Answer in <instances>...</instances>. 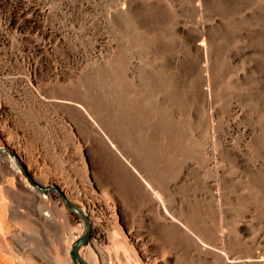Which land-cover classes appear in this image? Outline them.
Segmentation results:
<instances>
[{"label": "rangeland", "instance_id": "rangeland-1", "mask_svg": "<svg viewBox=\"0 0 264 264\" xmlns=\"http://www.w3.org/2000/svg\"><path fill=\"white\" fill-rule=\"evenodd\" d=\"M106 139L180 222L209 228L207 244L264 264V0H0V150L49 189L0 154L1 256L78 264L88 226L56 189L93 224L89 204L110 183L119 237L100 212L118 264H135L122 237L152 264H197L174 228L157 229L156 250L148 222H132L152 213Z\"/></svg>", "mask_w": 264, "mask_h": 264}, {"label": "bare ground", "instance_id": "bare-ground-1", "mask_svg": "<svg viewBox=\"0 0 264 264\" xmlns=\"http://www.w3.org/2000/svg\"><path fill=\"white\" fill-rule=\"evenodd\" d=\"M200 41H201V43L199 44V46H200V49H201V54L203 55V57L205 59H207L208 56H209L208 55L209 51H208V46H207V40L204 38V39H201ZM205 81L209 82V77L208 76H206ZM208 97L209 98L211 97L210 91L208 92ZM79 110H80V112H82V114L84 115V117L86 119H88L89 121H92L91 113H90V111H88V108L85 109V108L80 106ZM94 124H96V123L94 122ZM109 143H108V145H109L110 149H113L116 152L119 150V149H117V147L112 142H109ZM11 153H13V152H11ZM119 154H120L119 160L121 161L120 165L122 166V168L125 169V170L131 169L134 172V175H136V177L138 179V182L141 183V185L143 187L142 192H143V195L145 196V199L147 201V206L150 208V213H152V215L151 214L146 215L145 212H143V210H139V211L137 210L138 212L136 211L137 213L134 212V214H133V217H132L133 221L132 222H134V223L138 222V223H144V224L148 222V224L146 226L150 229V231L156 237V239H154L156 250H161V249L167 248L166 247L167 244L163 243L161 237L158 235L157 229H159L160 232H161L162 230H164V228L170 227V228H174L175 232L179 236V238L183 239L184 244H179L177 246L178 249L183 250L182 247L184 245V250H183L184 254L187 255V257L191 258L192 261L196 260L197 264H236L237 263L235 261V259L231 260V258H229L227 256L224 248H215L212 245L207 244V241L202 236H205L203 234H207L209 232V228H207V227L204 228V230H202V234H201V231L197 230V227H196L195 223H188V222L183 223L182 220L180 222L179 218H178V215L176 213L177 210L172 205H170L168 203L164 193L161 192V191H158V190H161V189L156 190L153 187V185H151L145 179V177H143L141 175V173L137 170V168L132 163H130L127 159H124L122 153L119 152ZM116 159H117V157H116ZM10 163H11V166L13 167V169L15 170V172L16 173H20L19 172V169H20L22 175L26 176L28 182L35 188V186L31 183V181L32 182H35V181L32 179V177L30 175H28V173H24L22 171V164H21L20 160H18L16 155H15V159L11 156ZM25 172H26V170H25ZM148 173H150V172H148ZM29 179H31V181ZM105 183L106 182H104L103 184H105ZM134 183H136V182H134ZM108 184H110V183H108ZM108 184H106V185H102V184L98 185V189H99L100 194H97L96 196H94L93 202L91 204H89V206L91 207V210H92V215H93V217L95 219V222L93 224H91L89 222L88 217L85 215L86 213L84 214L83 211H80L78 208H77L78 212H75L76 214H78L79 216L84 218V220L86 222H88V224H89V226L87 225L88 226V231H89L90 234L93 233V236H94V245L95 246L92 247L90 245L91 243L90 244L88 243L82 249V253L84 254V257H82L83 255L82 256L80 255L81 258L87 264H118V260L120 259L119 256H116V255H113L112 253H110V251L107 250V249H109L108 247H105V244L109 242L108 241L109 233H108L107 228H106V222L104 221V218L102 217V214H101L100 211H104L105 210V212L107 214H110V216L112 215L114 217L113 218L114 219L113 223H114V225L116 227L115 229H117V231L115 232V238L117 236L119 237L120 233H121V228H120V225L118 223V217H117V211H116L117 209L115 210V208L111 207V205H110V200L111 199H110V197L108 195V193H109V187H108L109 185ZM136 184H138V183H136ZM120 194H123V193L121 192ZM220 196H218L219 202H220V199H221ZM145 204L146 203H144V206H145ZM127 205H128V203H127ZM141 208L143 209V206ZM220 231L224 234V230H222V228H221ZM220 239H222V241H224V236L220 235ZM121 241H122V244L124 246H126V248L130 252L134 253L133 257H134L135 264H152L150 259L146 258L145 252L142 255V257H143L142 259L140 258V256L138 257V255L135 253L133 245L126 239V237L125 238L122 237ZM176 245L177 244H175V243H174V245H171L170 246L171 247L170 250L171 249L172 250L175 249ZM185 250L187 251V253H186ZM79 254H80V252H79ZM207 255L213 256L215 261L213 260V262H211V260H209L206 257ZM259 260H260V262H263L264 261V256L259 257ZM27 263L28 264H32L29 261H27ZM0 264H12V262H10V260H8L7 258H5V257L0 255Z\"/></svg>", "mask_w": 264, "mask_h": 264}, {"label": "water", "instance_id": "water-1", "mask_svg": "<svg viewBox=\"0 0 264 264\" xmlns=\"http://www.w3.org/2000/svg\"><path fill=\"white\" fill-rule=\"evenodd\" d=\"M11 152H12V151L7 150V149H2V150H0V154L10 153L11 156L15 159V155H14L13 153H11ZM22 171H23L24 173H26V172H25V169H23V168H22ZM29 180L31 181V179H29ZM31 183H32V184L36 187V189H38L39 191H44V192H46L47 190H49V189H46V188L41 187V186H40L38 183H36V182H32V181H31ZM57 190H58V192L61 194V196H62L63 200L65 201L66 205L68 206V208H69L70 210H72L73 212H78V209H77L75 206H73V205L70 204V202L66 199L65 195H64V194H63L58 188H57ZM86 223H87V225L89 226L88 222H86ZM89 238H90V233H89V231H88L83 237H81V238L76 242L75 246L73 247V249H72V251H71L72 259H73L76 263H78V264H79V263H80V264H87V263L81 258L79 252H80V249L82 248V246L85 245V244L88 242Z\"/></svg>", "mask_w": 264, "mask_h": 264}]
</instances>
